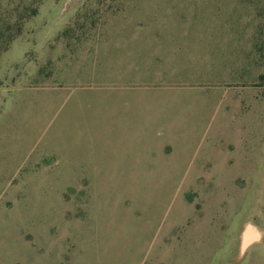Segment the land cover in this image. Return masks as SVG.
<instances>
[{
	"label": "rangeland",
	"instance_id": "1",
	"mask_svg": "<svg viewBox=\"0 0 264 264\" xmlns=\"http://www.w3.org/2000/svg\"><path fill=\"white\" fill-rule=\"evenodd\" d=\"M18 24L0 264H264V0H0V48Z\"/></svg>",
	"mask_w": 264,
	"mask_h": 264
},
{
	"label": "trees",
	"instance_id": "2",
	"mask_svg": "<svg viewBox=\"0 0 264 264\" xmlns=\"http://www.w3.org/2000/svg\"><path fill=\"white\" fill-rule=\"evenodd\" d=\"M26 13H27V18L31 17V16H35L38 12V7L36 5H31L25 8ZM16 28V31L13 33V31H11L9 33V35L7 36V39H5L3 42L4 46L2 48H0V52H5L8 50V45L10 42H12L16 36H18L21 31H22V24H18ZM1 34V31H0Z\"/></svg>",
	"mask_w": 264,
	"mask_h": 264
},
{
	"label": "bare ground",
	"instance_id": "3",
	"mask_svg": "<svg viewBox=\"0 0 264 264\" xmlns=\"http://www.w3.org/2000/svg\"><path fill=\"white\" fill-rule=\"evenodd\" d=\"M260 236H261L260 234H258L257 232H255L249 226L247 228V230L245 231L244 235H243V240H242L243 250L245 251L249 247V245L252 244L253 242H255L256 240H258L260 238Z\"/></svg>",
	"mask_w": 264,
	"mask_h": 264
}]
</instances>
